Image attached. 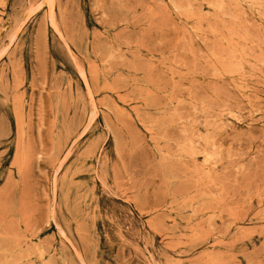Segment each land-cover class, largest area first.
<instances>
[{"label": "rangeland", "instance_id": "374dc122", "mask_svg": "<svg viewBox=\"0 0 264 264\" xmlns=\"http://www.w3.org/2000/svg\"><path fill=\"white\" fill-rule=\"evenodd\" d=\"M0 264H264V0H0Z\"/></svg>", "mask_w": 264, "mask_h": 264}, {"label": "bare ground", "instance_id": "6f19581e", "mask_svg": "<svg viewBox=\"0 0 264 264\" xmlns=\"http://www.w3.org/2000/svg\"><path fill=\"white\" fill-rule=\"evenodd\" d=\"M212 5V4H211ZM179 9V8H178ZM192 13V12H191ZM195 110V109H194Z\"/></svg>", "mask_w": 264, "mask_h": 264}]
</instances>
